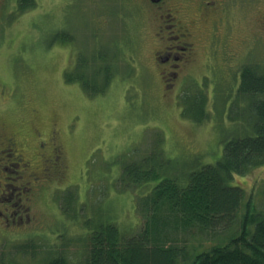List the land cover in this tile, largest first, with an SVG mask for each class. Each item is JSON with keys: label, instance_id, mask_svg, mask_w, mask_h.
I'll return each instance as SVG.
<instances>
[{"label": "rangeland", "instance_id": "374dc122", "mask_svg": "<svg viewBox=\"0 0 264 264\" xmlns=\"http://www.w3.org/2000/svg\"><path fill=\"white\" fill-rule=\"evenodd\" d=\"M33 1L20 10L14 4L0 6V120L28 154L38 132H55L65 170L25 196L31 199L24 201L28 206L22 212L12 216L14 209L0 204V260L45 264L63 254L77 263L88 250L86 221L115 222L125 233L144 230L138 197L165 177L182 179L191 166L214 163L222 141L248 128L228 114L238 101L243 65L264 69V30L256 25L264 0H252L244 13L235 3L220 14V23L215 20L227 40L228 49L220 54L234 57L233 63H218V56L207 62L208 55L219 54L209 51L213 26L208 23L194 34L198 50L188 66L194 79L173 82L159 75L163 65L154 58L158 37L132 2ZM250 40L259 43L250 47ZM98 53L106 58H96V66L110 64L112 78L103 94L89 96L78 82H67L66 73L79 57L89 60ZM202 110L207 114L197 121L192 113ZM146 157L150 165L160 163V177L140 188H123L122 164ZM234 183L253 195L255 204L264 203V165L236 176ZM61 205L72 211L66 213ZM219 235L180 228L167 234V243L201 251L217 244Z\"/></svg>", "mask_w": 264, "mask_h": 264}, {"label": "trees", "instance_id": "16d2710c", "mask_svg": "<svg viewBox=\"0 0 264 264\" xmlns=\"http://www.w3.org/2000/svg\"><path fill=\"white\" fill-rule=\"evenodd\" d=\"M96 58L105 60L106 56L79 57L71 74L66 73L67 82H78L89 96L103 94L112 78L111 65L97 67ZM236 97L228 117L248 128L222 141L221 155L214 163L191 166L182 179L165 177L138 197L137 206L145 215L144 230L125 233L115 222L86 221L85 258L72 263L63 254H56L45 264H264V203L255 204L253 195L234 183L236 176L264 165L263 68L249 65L241 69ZM202 98V102L207 101ZM193 99L196 102L197 97ZM206 114L203 110L201 115L192 113L197 121ZM148 158L122 164L123 188H140L160 177L156 168L160 163L150 165ZM61 208L67 213L73 207ZM193 227L225 237L219 235L217 244L201 251L167 243V234ZM0 264L7 263L0 260Z\"/></svg>", "mask_w": 264, "mask_h": 264}, {"label": "flooded vegetation", "instance_id": "af4514ba", "mask_svg": "<svg viewBox=\"0 0 264 264\" xmlns=\"http://www.w3.org/2000/svg\"><path fill=\"white\" fill-rule=\"evenodd\" d=\"M127 1L135 4L142 18L144 17L146 25L148 26L149 22L150 29L158 37L159 43L154 44V58L159 66L163 65L159 75L162 79L164 78L165 82H173L178 79H182V81L194 79V75L189 71L190 63L198 50L194 36L197 30L204 28L208 23H212L213 26L208 35L209 51L214 52L213 49L215 51L218 49L217 53L219 54L208 55L207 62L212 63L213 58L217 56L216 62H221L223 65L235 61L234 57L220 54L221 51L224 52L225 49H228L226 47L227 40L223 39L214 23L216 19L220 23V16L228 13L230 6L235 3H240L243 13L246 12V5H249L252 0ZM10 4L18 5L17 9L20 10L22 6H24L23 8L27 7L26 5L30 7L35 2L33 0H0V6H10ZM258 14L256 25L264 30V10ZM216 16L217 18H215ZM59 33L60 31H58V35ZM67 37L71 36L67 35ZM258 41L250 40V47L257 45ZM260 45H262L261 41ZM249 65H243V67ZM205 66L209 67L207 64ZM205 78L209 79L210 77ZM4 126L5 124L0 120V204H8L9 207H12L15 211L12 215L14 216L17 212H22L27 208L28 205L24 201L31 198L25 196H32V191L43 186L44 181L61 176L65 165L63 150L57 142L55 132L47 136L38 132L36 145L28 154L18 135L11 131H5ZM5 174H11V176L5 177ZM13 198L16 200L10 203Z\"/></svg>", "mask_w": 264, "mask_h": 264}]
</instances>
